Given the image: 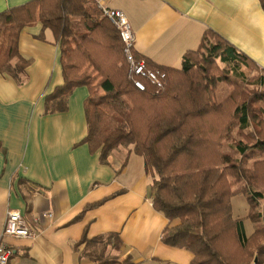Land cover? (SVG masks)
<instances>
[{
  "label": "trees",
  "instance_id": "1",
  "mask_svg": "<svg viewBox=\"0 0 264 264\" xmlns=\"http://www.w3.org/2000/svg\"><path fill=\"white\" fill-rule=\"evenodd\" d=\"M36 21L59 42L64 77L46 96L45 111L66 110L73 90L88 88L83 142L99 152L102 163L122 149L144 157L154 178L153 205L169 220L164 243L192 251L191 264H264V108L258 105L264 103V75L258 81L262 89L236 90L222 102L209 87L217 60L244 78L241 68L252 61L208 29L180 68L153 63L136 51L166 74L164 90L148 84L141 91L125 72L118 29L93 0H30L0 12V72L17 77L25 70L19 37ZM235 129L247 140L236 139ZM225 143L239 157L226 152ZM241 193L250 206L248 218L258 224L251 236L233 214L232 198ZM80 242L93 264H135L130 255L113 253L123 245L119 233L84 235Z\"/></svg>",
  "mask_w": 264,
  "mask_h": 264
},
{
  "label": "crops",
  "instance_id": "2",
  "mask_svg": "<svg viewBox=\"0 0 264 264\" xmlns=\"http://www.w3.org/2000/svg\"><path fill=\"white\" fill-rule=\"evenodd\" d=\"M30 0H0V12ZM127 15L136 51L153 63L182 67L211 29L264 71V9L259 0H109ZM19 54L28 61L17 77L0 72V235L9 209L34 230L30 238L8 237L9 264H93L86 243L116 232V253L135 264H191L194 253L162 240L169 224L153 205L144 157L116 150L107 163L83 142L88 133L86 86L73 90L66 110L46 112V96L63 84L61 49L40 21L24 27ZM17 61V59H13ZM243 194V193H241ZM247 236L258 224L250 206L235 214ZM247 198V197H246ZM264 209V200L262 201Z\"/></svg>",
  "mask_w": 264,
  "mask_h": 264
},
{
  "label": "built area",
  "instance_id": "3",
  "mask_svg": "<svg viewBox=\"0 0 264 264\" xmlns=\"http://www.w3.org/2000/svg\"><path fill=\"white\" fill-rule=\"evenodd\" d=\"M103 14L116 26L124 44L127 76L136 88L141 91L152 85L157 91L165 89L166 74L160 69L151 68L146 58L136 54V35L125 12L109 6V0H93ZM34 230L26 218L17 209H9L6 223L0 235V264H9L14 255V249L7 242L8 237L30 238Z\"/></svg>",
  "mask_w": 264,
  "mask_h": 264
},
{
  "label": "rangeland",
  "instance_id": "4",
  "mask_svg": "<svg viewBox=\"0 0 264 264\" xmlns=\"http://www.w3.org/2000/svg\"><path fill=\"white\" fill-rule=\"evenodd\" d=\"M96 5V4H95ZM17 61H13L12 63L15 64ZM218 63H216L215 66H213L212 72H211V84L209 85L210 90L212 91L214 95V99L217 102H222L223 100H226L230 94H232L236 90H245L246 92H250L253 90H260L263 88L259 84V79L262 75H264V71H262L259 67H257L253 63H249L247 66H243L241 68L244 69L246 78L240 76L238 77L237 73L234 71V69L231 66L226 65L225 63L217 60ZM127 65L125 63V72H126ZM241 88V89H240ZM259 106H262L264 108V103H259ZM237 129L234 130V137L236 139H244L246 141V136H241L237 133ZM224 150L235 157H239L237 153L234 152L232 148L227 146V144H224ZM235 214H242V208L247 209L248 207V201L245 194H240L235 198ZM263 207V206H262ZM115 254L117 251L112 250ZM120 257V256H119Z\"/></svg>",
  "mask_w": 264,
  "mask_h": 264
},
{
  "label": "water",
  "instance_id": "5",
  "mask_svg": "<svg viewBox=\"0 0 264 264\" xmlns=\"http://www.w3.org/2000/svg\"><path fill=\"white\" fill-rule=\"evenodd\" d=\"M256 261H257V259H256Z\"/></svg>",
  "mask_w": 264,
  "mask_h": 264
}]
</instances>
